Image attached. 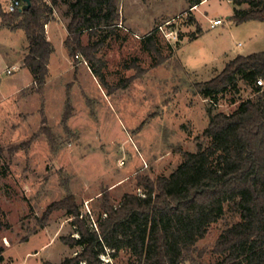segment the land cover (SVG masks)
I'll return each mask as SVG.
<instances>
[{
    "label": "rangeland",
    "instance_id": "obj_1",
    "mask_svg": "<svg viewBox=\"0 0 264 264\" xmlns=\"http://www.w3.org/2000/svg\"><path fill=\"white\" fill-rule=\"evenodd\" d=\"M9 1L0 0L3 10ZM196 1L201 3L195 6ZM119 5L118 28L92 40L101 43L94 66L107 87L84 57L69 56L71 68L62 67L61 77L54 68L41 90L34 85L9 97L32 76L21 63L25 32L2 28L0 18V53L18 66L12 75L0 67V264H58L73 256L75 249L62 240L78 237L66 212L54 211L42 222L52 203L71 193L95 224L105 199L118 207L125 194L143 196L140 178L169 176L184 153L209 147L204 136L209 111L231 114L256 97L241 83L239 94L227 93L214 105L195 85L218 76L238 56L264 52V23L237 24L229 0H119ZM58 11L62 16L66 8ZM216 19L222 24L212 28ZM149 34L152 40L142 41ZM89 42L85 34L83 43ZM54 45L58 59L68 54L65 46ZM121 84L126 87L118 89ZM239 222L240 211L226 205L197 244L203 255L184 264H218L215 244ZM102 258L135 264L127 250Z\"/></svg>",
    "mask_w": 264,
    "mask_h": 264
},
{
    "label": "trees",
    "instance_id": "obj_2",
    "mask_svg": "<svg viewBox=\"0 0 264 264\" xmlns=\"http://www.w3.org/2000/svg\"><path fill=\"white\" fill-rule=\"evenodd\" d=\"M229 1L236 7L231 18L237 24L264 23V0ZM62 7L68 19L64 45L69 56L73 60L84 57L93 74L107 87L104 76L94 66L101 43L92 40L118 28L119 0H32L28 11L15 13L0 6L1 27L25 32L28 53L23 67L41 90L47 83L48 64L54 53L46 26L54 9ZM85 34L91 41L86 45ZM153 34L142 41L152 40ZM151 47L154 41L148 48ZM259 79L264 80V52L238 56L218 76L195 85L196 92L214 105L227 93L239 94L241 83L250 86L256 97L242 101L231 114L209 111L204 136L211 145H199L196 152L184 153L183 162L169 176L140 178L143 196L125 194L118 207L105 199L95 224L81 214L71 193L52 203L45 211L43 224L54 211H65L78 235L62 238L75 251L58 264H110L102 257L116 258L126 250L135 264L193 261L196 254L203 255L197 244L222 218L226 205L240 211L241 222L218 238L214 247L221 257L218 264H264V86L257 85ZM125 87L121 84L117 88ZM2 254L0 249V260Z\"/></svg>",
    "mask_w": 264,
    "mask_h": 264
},
{
    "label": "crops",
    "instance_id": "obj_3",
    "mask_svg": "<svg viewBox=\"0 0 264 264\" xmlns=\"http://www.w3.org/2000/svg\"><path fill=\"white\" fill-rule=\"evenodd\" d=\"M58 10H60V9H58V8L54 9L53 18L47 24V27H46L47 38L52 43V45L54 47V53L51 55V58H50V61H49V64H48V69H49L48 78L52 74V70L54 68H55V71L57 73V77H61V75L66 72V70L63 69L62 67L67 68L68 71L71 68L69 66L70 65L69 54H67L65 56L62 55V57L59 58V59L56 57L57 53H56V48H55L54 42L56 41V42L60 43L61 46L64 47L65 46L64 42H65V40H66V38L68 36V32H67L68 19L66 18V16L64 14H61L62 16H60ZM63 18L65 19L64 21H63ZM27 53H28V41H27V46H26V48L23 51L22 56H21V63L23 62V60H24L25 56L27 55ZM8 62H9L8 58L3 56L0 53V67L1 66L3 67L1 69L2 73H6L7 74V69L8 68H10L12 66H17V64L10 63V62L8 63ZM58 66H61V67L58 68ZM23 68H25V67H23ZM25 69H27V68H25ZM31 76H32V74H31ZM46 85H47V83H46ZM32 86H34L33 76L31 77V80H28L26 82V84L18 85L16 87H13L12 92L10 93L9 97H13L15 95H18L22 91H24L25 89H28V88H30Z\"/></svg>",
    "mask_w": 264,
    "mask_h": 264
},
{
    "label": "built area",
    "instance_id": "obj_4",
    "mask_svg": "<svg viewBox=\"0 0 264 264\" xmlns=\"http://www.w3.org/2000/svg\"><path fill=\"white\" fill-rule=\"evenodd\" d=\"M22 6H23L22 0H10L9 4L7 5L6 11L8 13H15L17 11H20ZM221 24H222V21L220 19H216V20L212 21L211 27L214 28V27H217V26H219ZM17 70H18L17 66H12V67L7 69V74L11 75ZM257 85L258 86H264V80L263 79H259L257 81Z\"/></svg>",
    "mask_w": 264,
    "mask_h": 264
},
{
    "label": "water",
    "instance_id": "obj_5",
    "mask_svg": "<svg viewBox=\"0 0 264 264\" xmlns=\"http://www.w3.org/2000/svg\"><path fill=\"white\" fill-rule=\"evenodd\" d=\"M23 6L21 8V11H28L32 6V0H22Z\"/></svg>",
    "mask_w": 264,
    "mask_h": 264
}]
</instances>
